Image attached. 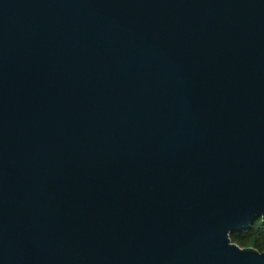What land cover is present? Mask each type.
I'll use <instances>...</instances> for the list:
<instances>
[{
  "label": "water",
  "instance_id": "water-1",
  "mask_svg": "<svg viewBox=\"0 0 264 264\" xmlns=\"http://www.w3.org/2000/svg\"><path fill=\"white\" fill-rule=\"evenodd\" d=\"M264 0H0V264H264Z\"/></svg>",
  "mask_w": 264,
  "mask_h": 264
},
{
  "label": "trees",
  "instance_id": "trees-1",
  "mask_svg": "<svg viewBox=\"0 0 264 264\" xmlns=\"http://www.w3.org/2000/svg\"><path fill=\"white\" fill-rule=\"evenodd\" d=\"M231 242L240 248H253L258 252H264V223L260 218L249 226L248 229H243L230 235Z\"/></svg>",
  "mask_w": 264,
  "mask_h": 264
}]
</instances>
